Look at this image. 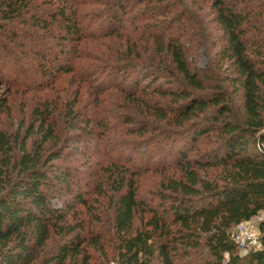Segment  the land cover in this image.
<instances>
[{
	"label": "trees",
	"instance_id": "1",
	"mask_svg": "<svg viewBox=\"0 0 264 264\" xmlns=\"http://www.w3.org/2000/svg\"><path fill=\"white\" fill-rule=\"evenodd\" d=\"M83 1L0 0V34L27 36L47 60L27 84L7 79L10 88L40 92L32 87L39 81L53 94L63 77L79 82L74 91L32 108L30 123L22 120L14 136L0 130V264H96L92 247L102 264H264V218L259 248L241 256L232 238L238 225L264 213V0H211L222 45L203 71L189 58L194 39L187 36L184 3L177 14V0ZM17 22L40 31H25ZM96 26L108 30L97 33ZM114 35L133 43L152 40L157 49L140 53L128 42L121 55L127 62L113 64L108 55L75 63L77 45ZM67 44L74 54L64 62ZM0 64L5 79L6 61ZM164 74L173 79L166 85L159 83ZM81 84L91 99L80 104ZM119 92L126 101L115 118L101 97ZM118 132L143 139L116 142ZM33 136L32 149L27 144ZM159 137L165 144L158 149ZM80 143L88 160L104 159L87 160L86 170L66 164L70 144ZM137 155L146 163H136ZM158 170L163 181L141 199L138 178ZM87 174L92 183L83 186ZM93 195L104 204L88 222L76 207L88 210ZM57 198L61 208L52 204ZM106 207L112 218L102 231L93 223H100Z\"/></svg>",
	"mask_w": 264,
	"mask_h": 264
},
{
	"label": "rangeland",
	"instance_id": "2",
	"mask_svg": "<svg viewBox=\"0 0 264 264\" xmlns=\"http://www.w3.org/2000/svg\"><path fill=\"white\" fill-rule=\"evenodd\" d=\"M83 2L86 3L87 1L84 0ZM173 3L174 4L176 3L178 5L174 8L176 10L173 11V13H177V14H179L180 11L184 10V7L181 5V3H184L187 6L186 14L189 17L188 24L191 27L187 33V36H190L192 39H194L193 41H191L190 43L191 45H188L187 43L190 49L189 58L194 60V66L196 63V67H198L200 70L203 71L205 67H207L208 64L214 59L213 55L218 49V47L222 45V33L220 32L218 26L214 22V18L212 14L213 11L211 10V0H177L176 2H173ZM86 6L88 7V9H92V10H94V8L96 7V6H91L90 8V6L87 4ZM102 7L103 6H100L96 8L95 10H101ZM262 12H264V8ZM87 19L88 18L83 19V21L86 22ZM262 20H263V16L259 18V22L262 23ZM16 26H18L19 28L25 27L23 24H20V22H17ZM58 26L59 25H55L52 29V30L55 29L56 33H60L59 32L60 29L58 28ZM26 30L28 32L40 31L38 28H36L35 25L31 23H29V25L25 27V31ZM107 30L108 29L102 28L100 26L95 27V32L97 33H100L103 31L106 32ZM29 41L30 40L29 38H27V36L26 37L22 36L17 40H13L11 38L9 39L6 33L0 34V48H3V46L6 45L7 49H11L8 55L6 54L7 52H3V50L0 49V62L6 61V67H3V73L6 76L4 77L5 79H2L1 78L2 76L0 75V106L4 107L3 111L2 112L0 111V130L5 131L12 136H14L17 133L22 120H25L26 123H30L32 108L36 107L38 104H40V102L42 103L44 101H52L53 97L58 98L60 96H64L65 95L64 91L66 90L74 91L79 85V82H77V80L71 79L72 78L71 76H66V77H63L62 79L63 80L62 85H56V88H54L56 92L54 91L55 93L53 94H51V88L48 89L49 87H46V86L44 87L43 85H40L39 81L38 83L36 82L34 85H32V87L35 86V87L42 88L40 90V92L42 91L41 93L36 92V91H33V92L32 91H28V92L18 91L17 92L16 90H12L9 86L10 84L9 85L7 84V81H6L7 79L8 80L10 79L9 81L18 80V82L20 83L27 84L31 82L32 78L35 79L33 72L37 70V66L41 64L45 65L44 62L47 61L46 58H44L41 54H38L40 53L38 50L39 48H34V49L31 48ZM22 42H24L25 45L20 46L19 44ZM128 42L129 41L126 40L125 37H119L115 35L109 38L102 39L101 41H97V42L83 41L82 43H80L74 48L76 51L81 53V56L79 57H77V54L75 56L73 49L70 48V44L69 45L67 44L66 48H64V52L61 50L62 51L61 58L63 60L64 58L65 59L70 58V57L72 58V55L74 54L73 59L75 63L91 64V63H95L93 61L94 60L93 58L98 57L99 58L98 60H101L103 59L101 56L109 55V56L114 57L112 60L113 64H116L117 62L123 63V62H127V59L121 57V55L126 53L125 51L128 47L127 45ZM213 43L215 44L214 49L211 48ZM128 44H129V47L132 46L133 50L136 48V51L138 52L140 51V53L148 52V54H151V51L154 48L157 49L156 44L154 45L153 41L148 40V39L144 41H139L137 43L136 42L133 43V41H130ZM56 45H57V42L55 41L53 44V47H56ZM22 46H26V47L21 49ZM117 47L118 48L121 47V49L118 51ZM85 55H89V57L86 58ZM144 58H149V56L147 57L146 55H144ZM1 65L2 64H0V66ZM169 80H173V79L170 76L166 75L164 78H161L159 80V83L165 84L166 81H169ZM81 85L82 87H81V91L79 94L80 104L86 98H88L89 100L91 99L89 96L88 85L86 84H81ZM176 87L177 86L173 85V88H176ZM226 87L228 88V91H229L230 87H228V84H226ZM12 88L14 89L15 87H12ZM46 93H49V95H46ZM123 94H126V93L119 92L118 94H112V95L103 94V96L101 97L105 100L106 102L105 104L111 103L112 105L111 107L113 109V115L114 117L116 116L115 118L121 116L120 113L122 112V110L117 107L120 105L124 106L123 104H125L124 101H126V98L125 99L122 98ZM73 97L75 99V95H73L71 99ZM238 98H239V94L234 96L235 103L240 106L241 100L238 101ZM140 111L141 109L139 110V112ZM118 120L119 119H117V121ZM154 123H155L154 126L160 127V129L171 128L170 126L165 125V123H159V122H154ZM132 126L134 127V124ZM124 128L125 127H123V130ZM118 130L120 131V129ZM113 137L115 141L117 140L116 142H119V141L132 142L135 140L138 141V140L143 139V137H141L140 135H136V134L126 135L120 132L116 133L115 136ZM159 138H161V141L157 144L158 149L161 148L165 144L163 143L164 137H159ZM36 139L37 138L33 136L30 140H28L27 147L33 149L32 146L35 145L33 143L37 141ZM83 147H85L83 143L78 144V146H76L75 144H70L69 150L66 151V153H68V157L65 160L67 162L66 164H70L76 168L86 170L88 166L87 165L84 166L83 164L87 162L88 154L85 155L83 153L85 152V150H83ZM204 147H205V144L201 145L200 149H203ZM89 148L91 150V146ZM76 150L77 152H75ZM140 152L143 153V155L141 156H144V155L147 156L144 150H140L138 153ZM141 156L137 155V160H135L136 163H141V164L146 163V160L144 161L142 159L143 157ZM102 159H104L103 155H100V154L95 155L93 156V158L91 157V159L88 160L89 165L90 163L93 164ZM160 164L161 163H159V157H156L154 159L153 165H155V167H158ZM213 172L214 171H211L210 174H213ZM87 176H85L83 180V186H86V185L88 186L90 185V183H92V178H90L88 174ZM138 179H139L138 182L140 186V193H139L140 198L149 199L151 195L150 192L158 189V186L163 181V176L161 175L160 170H158L156 172L155 171L147 172L141 175ZM99 202L103 203V199L100 198V200H97L95 195L91 196L90 201H89L90 208L86 210L85 208L81 206L76 207V210L78 212L77 216H79L80 218H85L86 221L88 222H90V219H93V218L95 219V215H97L101 211V206H99L100 205ZM52 204L55 205L56 207L61 208L62 199L57 198V200L52 201ZM95 207H98L97 210H95ZM107 207H108V201H107ZM107 207L105 208L104 211L102 210L103 212L101 213L99 217L100 223L99 224L93 223L98 228L100 227L102 231L103 230L107 231L109 229L108 223L110 222L112 218V211L110 210V208H107ZM69 215H71V217H75V215H72V212H70ZM263 218H264V213H261L258 217L252 219L249 222L242 223V224L248 227L250 230L254 231L256 234H258V237H260V231L258 227H259L260 220H262ZM87 224H91V223H87ZM236 229L237 227L234 229V231ZM53 245H54V239H51L47 245L46 250L49 251ZM105 247L108 252L111 251L109 249L108 244H106ZM238 251H239L238 253L241 256H246L248 253V251L247 252L240 251V250ZM89 252L95 258L96 264H102L103 257L101 256V253H99V249H95L94 247H92L90 248Z\"/></svg>",
	"mask_w": 264,
	"mask_h": 264
},
{
	"label": "built area",
	"instance_id": "3",
	"mask_svg": "<svg viewBox=\"0 0 264 264\" xmlns=\"http://www.w3.org/2000/svg\"><path fill=\"white\" fill-rule=\"evenodd\" d=\"M232 238L240 251L247 252L252 248L257 249L260 247L258 234L243 224L237 226V229L233 232Z\"/></svg>",
	"mask_w": 264,
	"mask_h": 264
}]
</instances>
